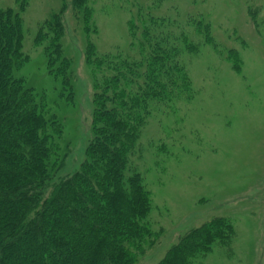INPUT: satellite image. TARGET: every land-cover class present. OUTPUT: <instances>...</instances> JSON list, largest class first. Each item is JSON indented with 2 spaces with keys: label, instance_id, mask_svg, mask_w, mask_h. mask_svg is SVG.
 Returning <instances> with one entry per match:
<instances>
[{
  "label": "rangeland",
  "instance_id": "374dc122",
  "mask_svg": "<svg viewBox=\"0 0 264 264\" xmlns=\"http://www.w3.org/2000/svg\"><path fill=\"white\" fill-rule=\"evenodd\" d=\"M87 6L88 26L76 21L71 0H27L23 9L16 0H0V9L21 21L25 61L12 76L61 125L55 142L63 162L49 186L78 171L92 138L87 45L98 58H138L128 21L138 13L166 19L196 46L194 52L183 46L179 54L192 97L149 105L128 156L126 174H138L150 194L146 221L153 235L135 264H158L181 237L215 218L232 225L233 237L192 264H264V0H87ZM60 12L70 95L48 74L43 45L36 42L44 22ZM231 59L240 62L238 73Z\"/></svg>",
  "mask_w": 264,
  "mask_h": 264
},
{
  "label": "trees",
  "instance_id": "16d2710c",
  "mask_svg": "<svg viewBox=\"0 0 264 264\" xmlns=\"http://www.w3.org/2000/svg\"><path fill=\"white\" fill-rule=\"evenodd\" d=\"M16 2L20 9L27 4ZM71 6L76 21L88 26L87 0H71ZM177 27L140 13L129 20L131 48H139L138 58H98L87 45L92 138L78 171L49 186L63 162L55 142L61 125L47 116L22 80L13 78V70L25 61L21 21L10 9H0V264H135L150 244V194L138 174H126L127 161L149 105L192 97L179 54L183 46L188 52L196 46ZM63 31L61 12L54 13L36 42L43 45L48 74L60 78L70 95V61L61 55ZM206 42H211L209 36ZM233 60L229 62L238 73L240 62ZM233 234L227 220L215 218L181 237L158 264H192Z\"/></svg>",
  "mask_w": 264,
  "mask_h": 264
}]
</instances>
